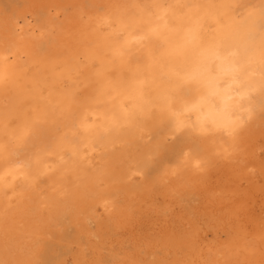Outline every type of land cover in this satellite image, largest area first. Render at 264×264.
<instances>
[{
    "label": "bare ground",
    "instance_id": "1",
    "mask_svg": "<svg viewBox=\"0 0 264 264\" xmlns=\"http://www.w3.org/2000/svg\"><path fill=\"white\" fill-rule=\"evenodd\" d=\"M256 203L264 0H0V264H264Z\"/></svg>",
    "mask_w": 264,
    "mask_h": 264
},
{
    "label": "rangeland",
    "instance_id": "2",
    "mask_svg": "<svg viewBox=\"0 0 264 264\" xmlns=\"http://www.w3.org/2000/svg\"><path fill=\"white\" fill-rule=\"evenodd\" d=\"M156 159H154V161H153V163H152V167L154 168L155 166H156ZM152 167H150V170H151V172L153 173V168ZM153 169V170H152ZM150 170H149V172H150ZM151 173V174H152ZM258 174H256V176H257ZM145 180V179H144ZM144 180H142V179H137V181H139V182H143ZM257 180L259 181V180H262V178H261V176L260 175H258L257 176ZM242 189H248V183L247 182H245V183H243V186H242ZM260 200H258L257 202H259ZM256 205V207H255V209L257 208V206H258V203H256L255 204ZM262 214H264V209H261V208H257V210L255 211V213L253 212V216H255V215H258V216H260V215H262ZM69 223H70V225H69ZM65 224H66V228H67V230H69L70 232H72L73 230H74V226H72L73 224L71 223V221L69 220V219H65ZM90 224L92 225L93 224V221L92 220H90ZM68 225H69V227H68ZM72 226V227H71ZM73 228V230H71ZM52 233V232H51ZM49 234V237L51 238V241L49 240V242L48 243H52L53 241H55V234ZM169 257H172V255L170 254L169 255ZM70 262H71V260H70Z\"/></svg>",
    "mask_w": 264,
    "mask_h": 264
}]
</instances>
